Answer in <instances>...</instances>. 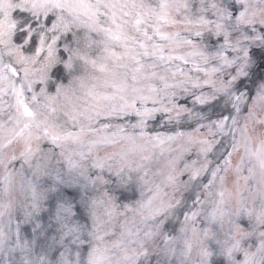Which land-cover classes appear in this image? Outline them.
I'll return each instance as SVG.
<instances>
[{"label":"snow or ice","instance_id":"6c2138e0","mask_svg":"<svg viewBox=\"0 0 264 264\" xmlns=\"http://www.w3.org/2000/svg\"><path fill=\"white\" fill-rule=\"evenodd\" d=\"M0 264H264V0H0Z\"/></svg>","mask_w":264,"mask_h":264}]
</instances>
